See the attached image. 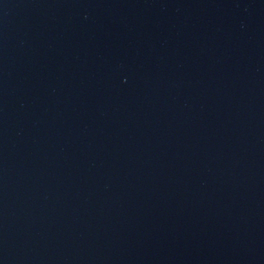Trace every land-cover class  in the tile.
<instances>
[{"label":"water","instance_id":"1","mask_svg":"<svg viewBox=\"0 0 264 264\" xmlns=\"http://www.w3.org/2000/svg\"><path fill=\"white\" fill-rule=\"evenodd\" d=\"M0 264H264V0H0Z\"/></svg>","mask_w":264,"mask_h":264}]
</instances>
